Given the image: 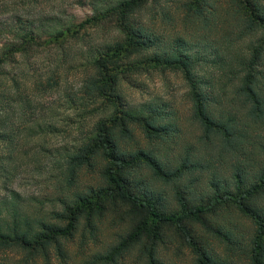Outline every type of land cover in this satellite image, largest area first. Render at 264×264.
<instances>
[{"label": "trees", "instance_id": "obj_1", "mask_svg": "<svg viewBox=\"0 0 264 264\" xmlns=\"http://www.w3.org/2000/svg\"><path fill=\"white\" fill-rule=\"evenodd\" d=\"M104 2L80 22L73 23L72 17L64 22L53 17L29 21L12 34L11 42L0 47V78L15 55L26 57L34 46L49 44L66 53L69 42L79 45L80 59L75 67L81 71L80 93L75 100L68 96L64 100L77 120H71L70 114L63 117L65 127L76 124L78 132L69 145L55 152L60 174L64 175L59 190L71 191L53 198L59 209L43 212L33 202L25 203L8 185L10 169L5 165L12 160L10 152L0 156V264H33L37 253L47 264V245L64 258L59 243L73 235L78 221L106 213L114 220H128L129 228L103 253L90 254L88 264L113 262L115 256L121 257L135 246L141 257L146 256L145 264H165L155 254L159 251L164 255L169 244L175 252L186 251L190 264H228L224 259L235 257L233 254L243 264H264V74L257 70L264 58V34L240 51H232L236 42L224 37L219 44L224 55L205 49L190 52L196 44L182 37L176 36L167 45L146 33L137 14L149 0ZM247 10V29L254 33L252 23L256 21L264 30V11ZM44 20L55 24L44 26ZM95 31L111 35L97 44L92 41ZM141 52V57L134 59ZM202 65L210 66L211 71L200 72ZM147 67L179 72L187 85L192 119L199 128L195 144L184 145L171 168L143 150L118 153L111 139L114 126L125 132L127 124L145 125L149 120L174 115L163 102L133 106L124 101L121 83H127L137 69ZM12 82L15 87L16 82ZM6 89L0 90V143L11 145L10 115L6 111L16 95L15 89ZM1 101H6L7 109L2 108ZM17 101L25 115L28 97L18 95ZM55 116L51 113L49 119ZM84 118L89 122L82 131ZM171 126L158 122L150 129L155 135L167 136ZM26 129L28 138L61 132L50 120ZM97 156L105 160L97 170L104 185L75 192L76 171L93 173ZM139 161L146 165L149 177L137 180L127 169ZM146 178L170 186L173 203L163 201L160 192L145 183ZM184 180L188 184H183ZM220 211H234L246 219L249 228L245 244L236 246L232 231L222 230L213 221ZM210 241L224 245V257L215 252ZM7 252L22 257L14 260Z\"/></svg>", "mask_w": 264, "mask_h": 264}, {"label": "rangeland", "instance_id": "obj_2", "mask_svg": "<svg viewBox=\"0 0 264 264\" xmlns=\"http://www.w3.org/2000/svg\"><path fill=\"white\" fill-rule=\"evenodd\" d=\"M104 1L0 0V47L5 42H11L12 34L18 32L19 27L25 26L29 21L53 17L64 22L72 17L73 23L80 22L92 14L93 7L100 8ZM248 7L264 11V0H246L245 3L241 0H157L155 3L149 0L147 6L145 5L140 10L137 17L144 25L143 29L146 33L157 36L161 44L169 45L172 39L179 36L193 45L196 44L190 52L205 49L207 53L217 51L220 55H224L219 45L224 37L228 36L229 41L236 42L232 51L233 48H236L234 51H240L248 43L254 42L261 34H264L262 27L256 26V21L252 23L256 29L254 33H251L245 26L244 23L250 22L249 18L247 19ZM44 22L42 23L44 26L55 24L49 25V22L45 20ZM110 35L111 33L101 34L100 31H95L92 41L98 44ZM232 38H238V40ZM78 48L79 45L75 42H69V47L66 45L65 49L68 50L66 53H61L59 48L51 44L34 46L26 57L15 55L14 62L5 66V75L0 78L2 84L0 90L7 88L6 90L13 92L15 89L16 95V98L13 97L14 99L9 102L10 109L5 107L6 101H1L2 108L9 110L6 111L10 115L8 129L12 133L13 140L11 145L0 143V156L10 152L12 158L5 165L10 169L8 185L10 189L20 194L25 203L33 202L37 208L42 207L43 212L51 209L58 210L59 207L53 202V198L61 192L63 195L71 192L64 189L59 190L63 185L59 180H63L64 175L60 174V160H57L59 156L55 152L64 145H69L71 138L78 132L76 124L70 123L68 127L63 124L64 115H72V108L68 107L64 101L66 96L75 100L80 93L81 71L75 67L76 60L80 59L77 54ZM142 54L141 52L134 59H138ZM200 67L202 70L200 72L206 74L212 69L208 65ZM257 70L264 74V58ZM129 77L126 80L127 83L120 85L124 101L133 106L148 102L156 104L163 102L167 104L169 110H173L174 115L163 117L161 120H149L145 125L127 124L125 132L118 127H112L111 139L114 142L115 151L131 153L143 150L171 168L170 166H174L176 157L181 153L184 145L195 144L196 136L199 134V128L192 119L190 104L186 97L187 85L179 72L169 68H141ZM12 79L16 82L15 87ZM18 95H26L30 102L29 107L25 108V115L21 114L17 106L19 104ZM51 113L56 114L53 120L49 119ZM69 118L77 120L73 116ZM46 120L57 124L61 132L27 137V127ZM83 120H85L84 124L80 128L82 131L87 127L89 118ZM158 122L167 126L172 124L170 131H166L167 136L155 135L150 129V126ZM94 160L96 167L93 173H86L84 169L76 171L75 192L80 193L88 187L96 188L104 185L97 170L99 166L105 164V160L100 156ZM127 171L129 174L131 172L137 180L141 177H149L146 165L140 161L134 163ZM145 181L151 188L160 192L163 201L170 205L173 203L170 186L161 181H149V178ZM183 182V184H188L185 180ZM196 186L191 185V188ZM213 221L222 230L232 231L236 246L245 244L249 227L243 216L234 211H220ZM128 226V220H114L109 213L93 216L88 221L80 219L73 235L68 240L59 243L64 252V258L58 257L52 245L45 246L47 264H88L90 254L103 253L105 248L114 242L116 236L127 232ZM210 244L214 242L210 241ZM172 245H168V250L164 255L157 251L156 259L162 260L165 264H190L186 251L175 252ZM214 245L215 252H218L220 257H224L222 249L224 245L222 243ZM7 255L14 260L22 257L15 252H7ZM233 255L235 257L229 256L227 260L223 259L228 264H234L230 261L243 264L241 259ZM145 258L146 256H140L139 248L135 246L121 257L115 256L113 262L98 264H145ZM43 260L42 254L37 253L33 264H44Z\"/></svg>", "mask_w": 264, "mask_h": 264}]
</instances>
